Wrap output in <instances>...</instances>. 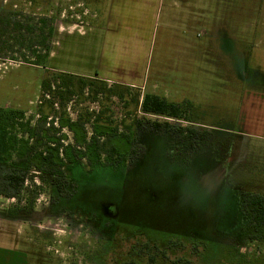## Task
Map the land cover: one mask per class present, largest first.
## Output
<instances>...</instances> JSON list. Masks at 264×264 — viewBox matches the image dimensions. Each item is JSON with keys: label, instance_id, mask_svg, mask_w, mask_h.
<instances>
[{"label": "rangeland", "instance_id": "1", "mask_svg": "<svg viewBox=\"0 0 264 264\" xmlns=\"http://www.w3.org/2000/svg\"><path fill=\"white\" fill-rule=\"evenodd\" d=\"M263 5L198 0L187 48L185 23L178 25L172 9L170 16L161 10L159 0H0V16L22 22L8 32H22L33 48H51L45 64L0 61V106L16 110L6 129L0 125V215L20 223V249L30 264H264V230L254 231L243 213V197L264 192V109L245 104L248 87L264 92ZM204 7L206 15L199 13ZM124 63L138 64L160 88L108 79L93 99L102 79L95 70L117 75ZM257 64L261 77L249 81L246 70L253 76ZM61 72L96 84L81 90L74 80L73 95L62 102L41 88L43 78ZM114 83L129 92L121 96L122 86L108 91ZM148 90L178 102L187 96L194 106L182 118L145 113L141 100ZM80 120L83 125H71ZM154 121L208 130L210 137L190 148L175 131L151 129ZM240 121L242 135L234 130ZM123 132L142 145L135 144L141 151L131 162L74 172L75 193L68 190L73 168L87 170L88 155L96 161L86 146L91 137L100 138L105 161L111 146L128 154ZM73 148L88 155L76 156ZM40 151H53L55 175L35 166ZM8 170L25 171L17 196L7 195ZM54 177L66 188L62 196Z\"/></svg>", "mask_w": 264, "mask_h": 264}, {"label": "trees", "instance_id": "2", "mask_svg": "<svg viewBox=\"0 0 264 264\" xmlns=\"http://www.w3.org/2000/svg\"><path fill=\"white\" fill-rule=\"evenodd\" d=\"M11 24H14L17 26V28L22 26V22L17 20L16 15H12L10 17L7 16H0V61L4 60L5 58L10 57V59L16 61L19 60V58H23L25 61L32 62L34 64H45V62L49 58L50 54V46H45L44 49H38L33 48L32 44L29 42V39L23 34L22 32L19 33H10L8 32V28ZM31 28L28 26L27 30L29 31ZM8 33L9 37H11V40L15 41L19 44L18 51L14 50L13 46L9 45V38L4 39L5 34ZM49 37L53 36V29L51 28L49 32L47 33ZM29 42L27 45L26 43ZM5 51H8L11 54V56L8 55ZM18 53V54H17ZM76 78V79H75ZM74 80H77L78 84L80 85L81 90H84L85 87L91 86L94 82V80L75 75L70 74L67 72H61L59 76H57L54 80L51 79H42L41 82V88L42 92H50L54 96H59L62 99V102L67 101L72 95L73 90H70V87L74 83ZM95 89H93L94 92L92 95V98L95 99L100 93L104 92L108 86V83L106 80L99 79L97 81ZM122 86L123 92H121V96L124 95L125 92H129L130 88L126 85L114 83V86H110L108 88V91L115 92L116 90L114 87ZM57 88V89H56ZM68 89V90H67ZM66 93V94H65ZM63 104V103H62ZM52 105V104H51ZM194 106V103L189 99H184L180 102L169 100L168 98L164 96H160L158 94L153 93H145L142 96L141 100V109L145 113L150 114H160L168 117H175V118H182L189 110H191V107ZM14 113H16V110H8L6 108H3L0 106V125L6 129V127L9 126L10 122H12V116ZM50 115H45V120ZM83 121H77L74 125H83ZM149 126L151 129L163 133H168L175 131L177 133V137L180 141L186 142L189 144L190 148H195L199 144H201L203 141L207 140L210 137V132L208 130H197L193 128H184V127H175L169 122L161 123L158 121L150 122ZM50 127V126H49ZM46 128V133L50 130V128ZM137 135L143 130V123L142 121L137 124ZM48 134V133H47ZM46 134V135H47ZM122 136L125 137L128 141V144L130 145V150L126 153H123L119 151L116 147L111 146L106 153V158L104 160L101 159V148H100V138L96 137L94 135L91 137V140L87 143V149H92L96 161L93 162V158L86 154L83 150H79L77 148H73V151L75 152L76 156L82 155H88V168L87 170H83L81 166L75 167L72 170V175L70 178V183L67 187V189L70 191L73 189L74 193L76 190V178L75 173L77 171H83V172H92L94 166L100 165V166H111V167H118L119 165L123 163H130L132 160V157L136 155V153L140 152L141 150H138L137 145L138 144V137L129 136L126 133H122ZM61 145V144H58ZM67 146V145H66ZM69 146V145H68ZM142 146V145H140ZM59 147L52 148V150L56 151ZM53 151L49 152H43L40 151L36 154L34 162L35 166L39 168L40 171L45 172L49 174L50 176L55 175V170L52 168V163H54V153ZM3 179L6 183V187L10 189V192L7 194L8 196H17L20 192V189L22 188L24 181H25V171L23 170H8L4 176ZM52 185L56 186V190L60 196H62L61 193H63L66 188L62 181H60L58 178L54 177L51 181ZM243 213L247 216L248 219H246L247 222H250L253 230L258 231L260 229L264 230V192L263 193H257V194H247L243 197ZM122 264H139L135 260H128L123 262ZM174 264H181L179 262H174ZM184 264H190L188 261H185Z\"/></svg>", "mask_w": 264, "mask_h": 264}, {"label": "crops", "instance_id": "3", "mask_svg": "<svg viewBox=\"0 0 264 264\" xmlns=\"http://www.w3.org/2000/svg\"><path fill=\"white\" fill-rule=\"evenodd\" d=\"M197 1L198 0H159V5L161 6V10L165 7L163 11L168 9L169 10L168 15L170 16V9H172L171 15L173 13L175 14V16H177L178 25L184 23L186 24V25L184 24L183 32L181 33L186 43L190 42L186 33L187 25L189 28L191 23H195V18L193 17H195L196 13H198L196 6ZM199 1L202 2L203 4L207 3V0H199ZM260 8L262 10H259V12L262 13V18L264 21V5L261 6ZM206 10H207L206 7L199 8V13L202 14V12L204 11L206 15L207 14ZM261 25H263V22ZM187 45H188L187 48H189L191 44L187 43ZM236 51H237L236 54H238L239 56L245 55V51L240 47H237ZM235 60L234 62H236ZM118 65L119 64L116 63V67ZM254 66H255L254 67L255 70L253 72V76L250 75V73H247L246 70L247 77L250 78L249 81H256L259 79V77H261V73H262L261 68L259 67L258 64ZM110 68H114V67L111 66ZM118 69L119 70H117L116 72L119 71V74L117 75L115 73H110L111 70L103 71V72L95 70V73L98 76H100V78L106 81H108V79L120 80L127 83L141 84V86L148 85V89L152 87L154 88L155 85L158 87V89L160 88L157 82L150 83L149 73H145L144 70L140 71L138 64H131L129 66H126V63H124V64H120ZM242 74L243 77H245L244 75L245 72ZM255 88L256 87L247 88L245 92V94L247 95L245 97L247 98V102L245 104L249 105L250 107H256L257 110L264 109V92H261ZM182 92L185 93L184 90H182ZM145 93L158 94L160 96H164L168 98L167 96L162 95L159 92L153 90H148ZM180 98L187 99V96H182ZM202 115H203V111H202ZM239 124L240 125L237 126V129L235 128L234 130L238 131V133L242 135L243 133H246L245 123L240 121ZM0 219L5 220L3 224H0V264H30V257L28 253L27 252L25 253L20 249V245L22 244V242H25V240H23L21 237L20 223L17 222V219L10 214L9 215L2 214L0 215ZM6 223L8 224V229L3 228V226Z\"/></svg>", "mask_w": 264, "mask_h": 264}]
</instances>
